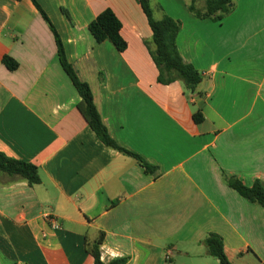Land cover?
<instances>
[{"label":"crops","instance_id":"1","mask_svg":"<svg viewBox=\"0 0 264 264\" xmlns=\"http://www.w3.org/2000/svg\"><path fill=\"white\" fill-rule=\"evenodd\" d=\"M35 1L110 137L156 170L97 138L32 1L0 0V154L40 179L0 172V264H94L101 237L104 264H218L202 243L209 234L231 264H264V210L224 179L264 183V0H231L220 21L196 18L191 0H147L156 20L179 22L177 50L201 76L194 93L157 83L139 0ZM106 9L121 23L122 53L89 32Z\"/></svg>","mask_w":264,"mask_h":264},{"label":"trees","instance_id":"2","mask_svg":"<svg viewBox=\"0 0 264 264\" xmlns=\"http://www.w3.org/2000/svg\"><path fill=\"white\" fill-rule=\"evenodd\" d=\"M31 1L54 37L59 63L80 98L77 104V110L83 116L89 127L105 147L134 159L145 172L154 173L156 170L154 167L148 165L139 155L119 146L110 137L94 105L93 95L89 85L79 79L74 68L68 63L61 39L47 15L35 0ZM196 1L198 0H191L188 10L198 19L220 21L232 10L231 0H201L204 2L203 11L196 9ZM139 3L152 33L151 41L145 42V47L157 69V83L168 85L173 82H179L186 92L194 93L201 82V76L192 65L184 62L177 50L176 37L180 30L179 22L167 16L156 20L153 17L148 1L139 0ZM63 13L69 18L66 11H63ZM88 29L96 43L108 41L119 53L126 50L127 44L120 35L121 23L110 9L101 12L89 24ZM2 64L9 71H15L18 67L17 62L7 56L3 57ZM193 120L196 124H199L203 120L202 114L199 111H195L193 113ZM0 172L12 179L23 180L29 186L40 183L38 171L35 166L26 162L9 159L3 154H0ZM224 179L226 184L239 196L251 204L259 205L264 210V183L255 181L251 187H247L235 177L225 175ZM101 243L102 237L97 239L90 249L91 255L94 258V264H104L101 262L99 254V246ZM202 243L205 245L208 254L215 258L218 264H231L225 256L223 241L219 236L209 234ZM107 264H126V260L117 259Z\"/></svg>","mask_w":264,"mask_h":264},{"label":"built area","instance_id":"3","mask_svg":"<svg viewBox=\"0 0 264 264\" xmlns=\"http://www.w3.org/2000/svg\"><path fill=\"white\" fill-rule=\"evenodd\" d=\"M49 223L52 225L53 228H58V224L56 222V219L55 218H49Z\"/></svg>","mask_w":264,"mask_h":264},{"label":"rangeland","instance_id":"4","mask_svg":"<svg viewBox=\"0 0 264 264\" xmlns=\"http://www.w3.org/2000/svg\"><path fill=\"white\" fill-rule=\"evenodd\" d=\"M154 18H157V13L154 11Z\"/></svg>","mask_w":264,"mask_h":264}]
</instances>
